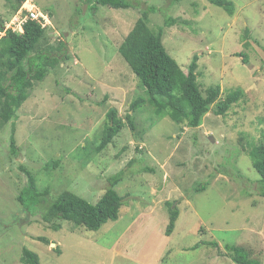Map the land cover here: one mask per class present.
<instances>
[{"label":"rangeland","instance_id":"rangeland-1","mask_svg":"<svg viewBox=\"0 0 264 264\" xmlns=\"http://www.w3.org/2000/svg\"><path fill=\"white\" fill-rule=\"evenodd\" d=\"M134 1L138 6L127 9L93 0L23 4L49 15L40 47L54 46L59 62L17 112L18 154L11 149L13 120L0 124V264H25V247L40 255V264H238L227 244L248 248L264 264V196L249 155L264 144V0H233V15L209 0ZM150 6L157 7L153 28L178 19L163 42L186 72L199 55L204 93L216 84L221 98L245 91L226 115L210 110L200 127H181L145 103L131 116L133 129L128 114L146 90L119 47ZM17 13L0 0L5 29L20 30ZM114 109L124 127L97 152ZM25 170L48 192L34 210L17 199L28 182ZM119 172L124 205L117 220L98 230L62 220L55 230L43 220L46 201L65 190L97 203ZM168 202L180 212L171 235Z\"/></svg>","mask_w":264,"mask_h":264},{"label":"trees","instance_id":"trees-1","mask_svg":"<svg viewBox=\"0 0 264 264\" xmlns=\"http://www.w3.org/2000/svg\"><path fill=\"white\" fill-rule=\"evenodd\" d=\"M26 1L8 0L12 13H17ZM93 1L113 8L127 9L138 6V2L134 0ZM209 1L223 7L230 15L235 12L233 0ZM156 11V6L143 9L141 16L119 47L120 53L136 73L140 86L146 90V97H138L132 103V113L128 114L131 123L132 114L145 103L151 105L159 117L169 116L181 127H200L210 110L217 115H226L245 96V91L238 87L221 98L222 88L220 84H216L209 86L204 93L198 83L199 55H194L186 72L168 52L163 42L166 28L174 25L178 19L169 16L163 25L153 28L150 26V14ZM5 24V21L0 18V29L5 31V35L0 38V124L4 125L13 120L11 149L12 154H18L15 129L17 112L29 98L30 90L35 86L36 81H42L47 76L50 66H55L59 58L52 55L54 46L40 47L49 28V24L43 19L30 18L22 25V32L14 27L5 29ZM59 48L63 49L64 44L61 43ZM243 60L245 63L248 61L246 57ZM116 113L115 109L109 113L110 120L100 143L95 147L97 152L111 144L124 127L123 121L117 117ZM132 127L136 129L134 123ZM249 155L252 158L253 167L261 176L260 192L264 196V144L254 145ZM51 164L57 167L59 160L51 161ZM25 171L28 182L17 195V199L22 204L28 200L34 210L41 203L43 193L45 195L48 192L45 188H39L37 178L31 171ZM121 180V172L111 176L110 186L95 204L69 190L61 192L49 201L44 199L47 205L42 212V218L55 230L62 228L63 224L59 222L60 220L70 221L90 230H98L107 221L119 218L120 208L124 205V196L116 189V185ZM199 189L205 190L206 187H198ZM168 204L171 207L174 206L166 228V234L171 235L176 228L180 212L175 202H168ZM38 238L49 243L43 236ZM208 244L214 247L219 246L216 241H209ZM225 246L238 264H262L260 259L253 257L250 250L242 245L227 244ZM21 260L25 264L41 263L40 255L27 247L22 251Z\"/></svg>","mask_w":264,"mask_h":264},{"label":"built area","instance_id":"built-area-1","mask_svg":"<svg viewBox=\"0 0 264 264\" xmlns=\"http://www.w3.org/2000/svg\"><path fill=\"white\" fill-rule=\"evenodd\" d=\"M32 4L33 5L31 7H26L25 5H23V7L18 11L19 13H17L18 14L17 22H15L14 24H17V23L19 24V26H20L19 31H21V32L23 31L22 25H24V23L27 20H29L30 18H32V19H43L46 23H50L49 15L47 13L41 11L40 8L35 3H32ZM25 11H27V13H25ZM11 27H13V26H11ZM14 29H15V27H14Z\"/></svg>","mask_w":264,"mask_h":264},{"label":"water","instance_id":"water-1","mask_svg":"<svg viewBox=\"0 0 264 264\" xmlns=\"http://www.w3.org/2000/svg\"><path fill=\"white\" fill-rule=\"evenodd\" d=\"M54 245H56L54 242H53Z\"/></svg>","mask_w":264,"mask_h":264}]
</instances>
